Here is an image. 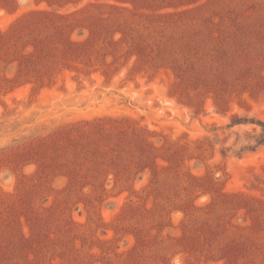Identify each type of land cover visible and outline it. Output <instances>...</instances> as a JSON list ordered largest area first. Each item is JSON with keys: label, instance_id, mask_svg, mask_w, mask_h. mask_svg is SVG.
<instances>
[{"label": "rangeland", "instance_id": "1", "mask_svg": "<svg viewBox=\"0 0 264 264\" xmlns=\"http://www.w3.org/2000/svg\"><path fill=\"white\" fill-rule=\"evenodd\" d=\"M11 25L47 28L0 53V264H264V146L241 152L264 122V0H0ZM51 25L77 58L16 78Z\"/></svg>", "mask_w": 264, "mask_h": 264}, {"label": "trees", "instance_id": "2", "mask_svg": "<svg viewBox=\"0 0 264 264\" xmlns=\"http://www.w3.org/2000/svg\"><path fill=\"white\" fill-rule=\"evenodd\" d=\"M45 1L47 3L50 2V0ZM43 13L44 12H37L34 14L41 15ZM40 26L44 27L45 29L47 28V25H11L9 31L2 34L0 37V53L5 51L4 55H7L8 52L6 51L10 48L17 49V46L22 41V39L31 36V33H33V31L40 30ZM51 26L55 31L50 41H45L38 37H33L29 40V43H26L23 46V49L20 51V55L17 60L19 70L16 75V78L29 77L35 82L43 83L44 79H49L50 73L51 71H53V69L57 67L60 68L59 71L67 69V63L72 62L74 59L77 58L76 52H78L79 50V44L71 41L69 38L65 40L60 37L61 32L67 29L69 25ZM26 31L28 32L26 33ZM6 45L10 46L6 47ZM30 48L32 49V51H29ZM37 66H42V70L37 69ZM4 80L7 81L6 78H4ZM123 120L128 121L126 119ZM111 122L119 123V121L115 119L113 120L111 118H107L101 119L97 123L85 122L83 125L73 124L59 128L51 136H49V140H42V142L38 146V151L44 153L49 150L63 152V150L65 149H74L76 147L82 146V142L87 140L89 136H91V134L99 133L105 128V126L109 125ZM260 146H264V122H262V135L255 140V145H253L252 143H248L243 148V150H241V152H254ZM38 151L35 154H38ZM88 154L91 157H95L98 156L100 153L99 150L94 148L91 149ZM35 162L37 163L38 160H36ZM146 168L147 165L143 166L142 170ZM110 174L116 177L117 172H115V169H110V171H106L104 173L105 182L107 181V178ZM63 176L71 180L76 177L77 174L73 170V172L69 171ZM191 179L198 187L203 186L201 184L203 182L201 178L191 177ZM86 185H89V183H86L84 186ZM84 186H82V188ZM4 196L5 195L0 192V204H7V208L15 212V202ZM67 225L69 227L68 231H71V227H73L74 223L72 220H70L68 221ZM25 242L26 240L24 239V236L21 233V237L18 241L20 251H24Z\"/></svg>", "mask_w": 264, "mask_h": 264}]
</instances>
